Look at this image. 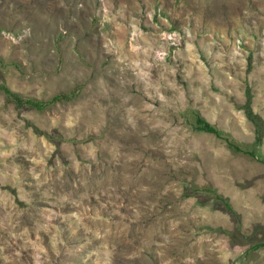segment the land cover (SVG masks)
Segmentation results:
<instances>
[{
	"label": "rangeland",
	"instance_id": "obj_1",
	"mask_svg": "<svg viewBox=\"0 0 264 264\" xmlns=\"http://www.w3.org/2000/svg\"><path fill=\"white\" fill-rule=\"evenodd\" d=\"M0 85V264H264V0H0Z\"/></svg>",
	"mask_w": 264,
	"mask_h": 264
},
{
	"label": "trees",
	"instance_id": "obj_2",
	"mask_svg": "<svg viewBox=\"0 0 264 264\" xmlns=\"http://www.w3.org/2000/svg\"><path fill=\"white\" fill-rule=\"evenodd\" d=\"M2 88V91L4 92V94L9 98V100H12L14 105L16 107H19L21 105H26L29 108H33L36 110H41L46 104L55 102L57 100H60L63 96H67L70 97L71 95H74V89H71L69 92V94L66 95V93L64 92H60L57 95L52 96L49 100H35L32 98H22L19 97L17 94L12 93L11 91L8 90V88L4 87L3 85H0ZM250 91L249 89L246 91L245 93V101H244V106L242 107L243 113L245 118L251 122L253 124L254 127V132H255V140L256 142H260V137L262 134V130L264 129V122L260 120L259 116L256 115L255 113H253L249 107V103H250ZM194 126L197 129L200 130H205V131H209V132H213V133H218V131L215 129L214 126H212L209 122H207L203 117H201L198 114H195L194 117ZM228 145H231L232 147L239 149V147L235 144H232L229 140H228ZM251 156H254V153L251 151H247ZM228 204V203H227ZM260 243L258 244H254L253 248L259 246Z\"/></svg>",
	"mask_w": 264,
	"mask_h": 264
}]
</instances>
